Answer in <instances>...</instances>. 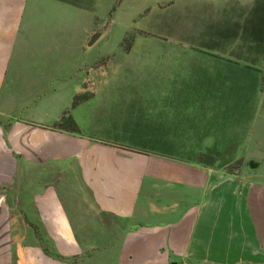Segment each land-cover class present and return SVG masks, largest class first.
Masks as SVG:
<instances>
[{"label":"crops","instance_id":"1","mask_svg":"<svg viewBox=\"0 0 264 264\" xmlns=\"http://www.w3.org/2000/svg\"><path fill=\"white\" fill-rule=\"evenodd\" d=\"M105 1L0 0L10 187L65 257L87 248L75 222L109 216L130 228L91 264H264V0H133L161 40L127 50L95 31ZM17 249L18 264H74Z\"/></svg>","mask_w":264,"mask_h":264},{"label":"rangeland","instance_id":"2","mask_svg":"<svg viewBox=\"0 0 264 264\" xmlns=\"http://www.w3.org/2000/svg\"><path fill=\"white\" fill-rule=\"evenodd\" d=\"M132 1L133 0H116L100 2V14L95 7H91V9L94 8L93 10H96L95 31L102 30L107 33L105 42L110 41L113 32H115L116 35H120L124 50H127V47L137 39L150 38L151 40H161V36L142 28L144 22L152 20L149 16L151 9H143L140 3L134 5ZM104 3L106 10L103 21L101 17V6ZM98 35L96 41L101 40L100 34ZM10 120V118L0 115V194L4 192L7 196L5 202L0 204V264H18L17 248L20 247V245L42 246L45 253L51 255L55 259H57L55 256V254H57L62 257L61 261L64 262L91 264L90 258L97 255L95 250L99 248H113L118 241L117 239H120L125 230L130 228L129 223L127 221H113V218L109 216H106V221H88V218H86L87 221L75 222L74 230L77 232L81 243L87 247L85 248V252H83L82 255L80 254L74 257H65L55 252L52 242L44 232L41 221H34L35 207L32 201V195L23 193V191L19 190L17 187H10L11 175L15 170L14 155H11V151L7 148L5 140L7 131L11 125ZM260 148L264 150V145H252L251 150H255L254 152L256 154L254 159L258 158V154L262 153ZM236 149L238 150V148H235V150ZM204 158L210 161L211 157L208 156ZM223 164L225 166L224 169L228 173L236 174L241 170L244 162L240 159ZM248 164L250 167H253L256 161L254 160L253 164L249 161ZM48 251H51L52 254ZM103 255L104 253H100L98 264H104V262L101 261L102 257H104Z\"/></svg>","mask_w":264,"mask_h":264},{"label":"trees","instance_id":"3","mask_svg":"<svg viewBox=\"0 0 264 264\" xmlns=\"http://www.w3.org/2000/svg\"><path fill=\"white\" fill-rule=\"evenodd\" d=\"M130 46V45H129ZM128 46V47H129ZM127 47V48H128ZM88 94H83V95H80L78 96L76 99H75V102L74 104L76 105L78 102H80L81 100H85L88 98ZM58 127L61 128V129H64V130H68V131H71V132H76V133H79V127L77 126L75 120L73 119V117L70 115V114H65L60 123L58 124ZM50 254H52L51 251H48ZM56 258L57 259H62V257H60L59 255L55 254Z\"/></svg>","mask_w":264,"mask_h":264},{"label":"water","instance_id":"4","mask_svg":"<svg viewBox=\"0 0 264 264\" xmlns=\"http://www.w3.org/2000/svg\"><path fill=\"white\" fill-rule=\"evenodd\" d=\"M98 34H99V33H95V34L91 37V40H90V43H89V44H93V43L96 41L97 37L99 36ZM251 162H252V164H253V161H251ZM173 264H177V263H173Z\"/></svg>","mask_w":264,"mask_h":264}]
</instances>
